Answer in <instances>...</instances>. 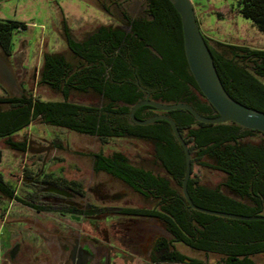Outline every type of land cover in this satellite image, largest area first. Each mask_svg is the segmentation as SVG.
<instances>
[{
    "label": "trees",
    "instance_id": "trees-1",
    "mask_svg": "<svg viewBox=\"0 0 264 264\" xmlns=\"http://www.w3.org/2000/svg\"><path fill=\"white\" fill-rule=\"evenodd\" d=\"M145 4V17L125 13L123 27H100L82 41L74 40L65 26L66 43L76 63L62 55L45 54L40 75V84L61 94L62 100L0 96V139L19 150L11 137L40 120L51 127L96 137L106 144L112 139L151 141L157 163L167 177L132 165L121 152L95 153L94 170L153 199L156 205L152 209L131 212L158 220L173 241L216 256V264H257L255 258L264 255V221L232 220L190 209L182 190L185 153L170 124L157 121L141 126L130 118L133 107L147 96L163 104L185 103L204 117H216V110L190 72L179 13L169 0H145ZM234 9L264 34V0H238ZM197 21L200 26L198 17ZM27 28L26 24L0 20V51L5 59L14 54L15 33ZM225 47L226 51L219 52L209 45L223 86L235 101L264 112V49ZM90 93L100 98L98 105L82 104L72 98L73 94ZM156 115L158 110L151 106L136 113L139 120ZM162 115L176 122L189 147L192 167L199 164L223 173L224 186L239 198L234 200L219 189L203 186L191 175L188 191L195 205L240 216L264 215V145L243 143L263 133L244 130L233 123H200L186 110ZM20 147L24 152V144ZM13 194L0 172V195ZM184 260L181 257L179 262ZM192 264L207 263L192 260Z\"/></svg>",
    "mask_w": 264,
    "mask_h": 264
},
{
    "label": "rangeland",
    "instance_id": "rangeland-1",
    "mask_svg": "<svg viewBox=\"0 0 264 264\" xmlns=\"http://www.w3.org/2000/svg\"><path fill=\"white\" fill-rule=\"evenodd\" d=\"M191 1L200 28L215 50L224 52L227 50L226 45L264 49V34L259 32L250 20L235 11L238 0ZM125 13L132 17H145V0H0V20L28 26L26 30L15 33L12 58L5 59L0 51V96L31 95L44 102L61 101V94L40 84V75L45 54L62 55L71 63H76L67 46L64 27L70 29L74 40L82 41L100 27H123ZM72 98L82 104L100 103V98L93 93L73 94ZM30 138L60 141L63 148L52 153L46 170L69 180L81 181L84 187L107 182L108 188H112L108 175L93 171V155L100 152H121L129 157L134 165L167 177L165 170L157 163L153 142L127 138L112 139L106 144L96 137L51 127L40 120L13 135L11 140L21 143ZM243 143L263 146L264 136L255 134ZM0 150V172L13 186L19 184V176L41 166L39 158L12 150L5 140L0 142ZM204 162L212 164L209 160ZM192 177L203 186L219 189L230 195L223 187L225 175L221 172L196 164ZM113 185L117 186L115 183ZM132 198L135 204L141 207L153 208L156 205L155 202L145 203L144 197L138 194H133ZM4 200V197L0 198L1 213ZM179 248L190 259L207 264L217 263V257L214 255L200 253L181 244ZM255 261L257 264H264V255L256 257Z\"/></svg>",
    "mask_w": 264,
    "mask_h": 264
},
{
    "label": "flooded vegetation",
    "instance_id": "flooded-vegetation-1",
    "mask_svg": "<svg viewBox=\"0 0 264 264\" xmlns=\"http://www.w3.org/2000/svg\"><path fill=\"white\" fill-rule=\"evenodd\" d=\"M15 144L19 150H12L39 158L41 166L19 176L18 185L9 183L14 194L4 197L0 212V264H192L196 260L184 255L181 243L173 241L158 220L131 212L152 208L135 204L132 195L138 193L124 182L96 172L94 166V173L109 176L112 188L107 182L84 187L81 181L46 170L52 153L63 148L56 139L30 138ZM224 185L225 181L223 187L231 195L227 196L239 200Z\"/></svg>",
    "mask_w": 264,
    "mask_h": 264
},
{
    "label": "water",
    "instance_id": "water-1",
    "mask_svg": "<svg viewBox=\"0 0 264 264\" xmlns=\"http://www.w3.org/2000/svg\"><path fill=\"white\" fill-rule=\"evenodd\" d=\"M179 13L182 20L184 36V52L190 72L196 81L200 91L216 110L217 116L213 118L204 117L195 108L185 103L163 104L150 100L149 96L144 101L136 104L131 113V120L141 126H148L157 121H166L170 124L173 133L182 146L186 158V174L183 181V194L190 209L218 216L226 219L239 221L263 220L264 216H240L222 212L203 209L194 204L189 191L188 184L192 175V158L189 147L181 135L176 122L167 115H157L147 120H139L136 117L137 111L144 106H151L162 113L174 110L188 111L196 121L205 124H225L233 123L243 129L258 131L264 134V112L249 108L235 101L226 91L218 70L215 66L214 58L197 21L194 5L191 0H169Z\"/></svg>",
    "mask_w": 264,
    "mask_h": 264
}]
</instances>
